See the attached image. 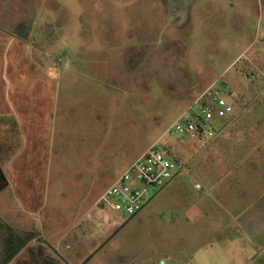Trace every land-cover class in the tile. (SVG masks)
<instances>
[{
    "label": "rangeland",
    "instance_id": "rangeland-1",
    "mask_svg": "<svg viewBox=\"0 0 264 264\" xmlns=\"http://www.w3.org/2000/svg\"><path fill=\"white\" fill-rule=\"evenodd\" d=\"M0 27L11 46L27 42L24 56L67 83L57 113L71 107L74 125L61 132L83 140L61 143L73 154L59 164L66 176L57 166L46 207L27 229L0 215V264L15 251L13 239L19 245L37 229H62L55 225L64 217L94 215L91 203L156 140L182 167L147 204L152 214L97 206L101 221L120 228L107 260L232 264L245 242L231 238L237 213L264 205V0H0ZM218 91L235 109L214 115L209 142L171 132L186 109ZM89 155L105 162L101 174L75 176Z\"/></svg>",
    "mask_w": 264,
    "mask_h": 264
},
{
    "label": "crops",
    "instance_id": "crops-1",
    "mask_svg": "<svg viewBox=\"0 0 264 264\" xmlns=\"http://www.w3.org/2000/svg\"><path fill=\"white\" fill-rule=\"evenodd\" d=\"M8 35L9 31L0 27V196L2 192L5 193L4 198L0 197V215L9 223L18 221L25 224L20 227L25 230L29 223L27 218L31 220L32 216L41 215L46 207L47 191L57 166L62 171L59 177L66 176L65 165L59 164L72 160L73 154L62 150L61 143L66 138L75 145L82 139L77 135L71 139L73 133L61 132V128L70 129L74 125L70 117L71 107L64 108L62 115L57 113V110L60 111L62 90L67 83L64 85L60 80L64 86L61 87L58 75L24 56L29 52L27 42L17 39L18 42L15 40L13 43L15 46H11V40L5 39ZM6 66L13 70H6ZM82 86L79 82L78 87ZM80 159L83 169L74 172L75 176H99L100 170L104 169L101 167L105 162L97 163L94 155ZM218 176L216 172V185L219 183ZM219 180L220 184L224 182V178ZM210 186L212 190L214 185ZM8 199L10 202H7ZM261 202L264 203V199ZM224 206L228 210L229 206ZM10 207L14 209L10 211ZM70 207L75 209L79 204ZM150 208L146 206L139 214H152ZM15 209L17 213H12ZM98 209L96 202H93L87 211H96L87 219V215L77 217V213L72 217H61L55 226L64 224L62 229L51 228V232L45 228L37 229L39 233H33L29 239H19V245L13 239L11 244L15 251L7 254L11 258L3 264H121L107 260L117 252L115 245L118 246L117 233L120 228H112L116 221H101ZM249 209L245 206L236 215L238 230L231 238L240 237L246 245L242 243L238 254L231 256L232 264H264V205L256 213L247 215ZM15 215H19V219ZM115 225L119 226L118 223ZM249 245L254 249L251 254Z\"/></svg>",
    "mask_w": 264,
    "mask_h": 264
},
{
    "label": "built area",
    "instance_id": "built-area-1",
    "mask_svg": "<svg viewBox=\"0 0 264 264\" xmlns=\"http://www.w3.org/2000/svg\"><path fill=\"white\" fill-rule=\"evenodd\" d=\"M199 104L196 106L198 110L190 106L184 111L171 127L172 133L192 136L203 133L204 139H212L215 134L211 123L214 115L227 116L234 110L232 102L219 91L213 96L212 102ZM181 167L182 163L173 158L166 147L156 140L139 153L124 172L114 178L100 194L96 205L114 209L130 217L137 215L147 206L157 190L171 182Z\"/></svg>",
    "mask_w": 264,
    "mask_h": 264
},
{
    "label": "trees",
    "instance_id": "trees-1",
    "mask_svg": "<svg viewBox=\"0 0 264 264\" xmlns=\"http://www.w3.org/2000/svg\"><path fill=\"white\" fill-rule=\"evenodd\" d=\"M263 88H264V86L262 87V91H263ZM263 93H264V91H263ZM232 104H233V103H232ZM233 106H234V104H233ZM234 109H235V106H234ZM10 258H11V256H8V258L6 259L5 262H7ZM5 262H4V263H5Z\"/></svg>",
    "mask_w": 264,
    "mask_h": 264
}]
</instances>
